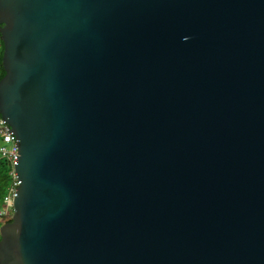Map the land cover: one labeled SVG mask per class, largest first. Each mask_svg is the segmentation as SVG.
<instances>
[{
	"label": "water",
	"instance_id": "water-1",
	"mask_svg": "<svg viewBox=\"0 0 264 264\" xmlns=\"http://www.w3.org/2000/svg\"><path fill=\"white\" fill-rule=\"evenodd\" d=\"M0 37V264H264V0H0Z\"/></svg>",
	"mask_w": 264,
	"mask_h": 264
},
{
	"label": "built area",
	"instance_id": "built-area-1",
	"mask_svg": "<svg viewBox=\"0 0 264 264\" xmlns=\"http://www.w3.org/2000/svg\"><path fill=\"white\" fill-rule=\"evenodd\" d=\"M16 141L10 135L8 130V122L3 119L0 114V157L7 159L12 166L11 175L12 183L8 188V192L3 199V207L0 209L1 222L9 221L14 213V198L16 189L19 187V180L15 172V157L18 155Z\"/></svg>",
	"mask_w": 264,
	"mask_h": 264
},
{
	"label": "trees",
	"instance_id": "trees-1",
	"mask_svg": "<svg viewBox=\"0 0 264 264\" xmlns=\"http://www.w3.org/2000/svg\"><path fill=\"white\" fill-rule=\"evenodd\" d=\"M3 53H4V44L0 37V80L5 75V69L2 64ZM11 170H12V166L9 163V161L7 159L0 157V209L3 207V199L6 196L8 192V188L12 183ZM1 224L2 222L0 221V226Z\"/></svg>",
	"mask_w": 264,
	"mask_h": 264
},
{
	"label": "rangeland",
	"instance_id": "rangeland-1",
	"mask_svg": "<svg viewBox=\"0 0 264 264\" xmlns=\"http://www.w3.org/2000/svg\"><path fill=\"white\" fill-rule=\"evenodd\" d=\"M0 221H1V219H0Z\"/></svg>",
	"mask_w": 264,
	"mask_h": 264
}]
</instances>
